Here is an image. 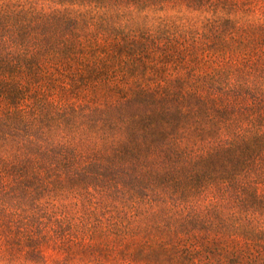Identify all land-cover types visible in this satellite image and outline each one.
<instances>
[{"label":"trees","instance_id":"1","mask_svg":"<svg viewBox=\"0 0 264 264\" xmlns=\"http://www.w3.org/2000/svg\"><path fill=\"white\" fill-rule=\"evenodd\" d=\"M0 264H264V0H0Z\"/></svg>","mask_w":264,"mask_h":264}]
</instances>
